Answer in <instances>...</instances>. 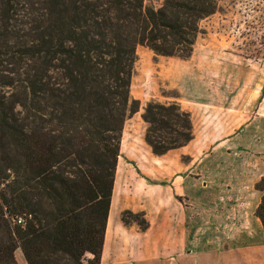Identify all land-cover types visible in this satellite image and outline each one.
<instances>
[{"label":"trees","instance_id":"obj_1","mask_svg":"<svg viewBox=\"0 0 264 264\" xmlns=\"http://www.w3.org/2000/svg\"><path fill=\"white\" fill-rule=\"evenodd\" d=\"M217 4L0 0V264H20L19 248L27 264L100 263L126 118L140 107L137 46L189 58ZM143 117L156 154L193 137L177 103L152 100ZM255 188L264 224V175Z\"/></svg>","mask_w":264,"mask_h":264},{"label":"rangeland","instance_id":"obj_2","mask_svg":"<svg viewBox=\"0 0 264 264\" xmlns=\"http://www.w3.org/2000/svg\"><path fill=\"white\" fill-rule=\"evenodd\" d=\"M216 1L217 10L199 22L189 58L137 46L131 101L140 107L126 118L119 156L121 163L157 165L156 175L165 170L158 159H167L178 174L194 179L191 189V180L185 185L190 196L178 200L188 214L195 249L227 248L235 238L241 244L245 234L258 236L256 223L264 225L256 215L262 192L255 188L264 172V0ZM162 2L145 0L155 7ZM152 100L189 111L193 137L178 147L181 155L156 154L147 143L143 112ZM178 162L183 167H176ZM250 178L257 181L252 185ZM122 217L141 227L146 221L143 213L130 210ZM16 257L27 264L20 248Z\"/></svg>","mask_w":264,"mask_h":264},{"label":"crops","instance_id":"obj_3","mask_svg":"<svg viewBox=\"0 0 264 264\" xmlns=\"http://www.w3.org/2000/svg\"><path fill=\"white\" fill-rule=\"evenodd\" d=\"M178 150L171 149L164 155L184 153ZM158 160L165 170L156 175L155 164L151 169L144 161L121 163L118 158L99 264H264V225L259 222L256 225L260 237L245 234L243 243L237 244L235 238L227 248H193L197 240L190 238L188 214L178 197L191 192L188 189L193 187L194 179L178 174L167 159ZM177 165L183 167L179 162ZM256 179L250 178L249 182L253 185ZM188 180L191 181L188 183ZM202 182L206 185V181ZM187 183L192 184L186 192ZM125 210L143 213L145 227L126 223L122 217Z\"/></svg>","mask_w":264,"mask_h":264},{"label":"built area","instance_id":"obj_4","mask_svg":"<svg viewBox=\"0 0 264 264\" xmlns=\"http://www.w3.org/2000/svg\"><path fill=\"white\" fill-rule=\"evenodd\" d=\"M19 223H22L24 221V219L22 217H19L16 219Z\"/></svg>","mask_w":264,"mask_h":264}]
</instances>
